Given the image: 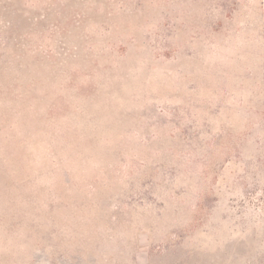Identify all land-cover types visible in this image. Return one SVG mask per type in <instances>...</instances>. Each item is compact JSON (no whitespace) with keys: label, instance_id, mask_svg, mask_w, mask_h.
Here are the masks:
<instances>
[{"label":"rangeland","instance_id":"rangeland-1","mask_svg":"<svg viewBox=\"0 0 264 264\" xmlns=\"http://www.w3.org/2000/svg\"><path fill=\"white\" fill-rule=\"evenodd\" d=\"M0 264H264V0H0Z\"/></svg>","mask_w":264,"mask_h":264}]
</instances>
